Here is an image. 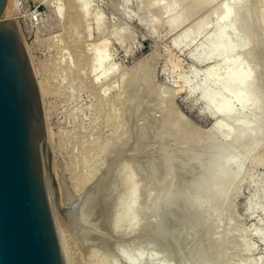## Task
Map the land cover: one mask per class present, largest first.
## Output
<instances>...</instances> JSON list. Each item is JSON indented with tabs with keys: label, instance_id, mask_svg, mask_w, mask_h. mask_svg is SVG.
<instances>
[{
	"label": "rangeland",
	"instance_id": "rangeland-1",
	"mask_svg": "<svg viewBox=\"0 0 264 264\" xmlns=\"http://www.w3.org/2000/svg\"><path fill=\"white\" fill-rule=\"evenodd\" d=\"M15 3L70 264H264V0ZM215 120L234 134L231 121L249 122L229 212L190 156L202 142L194 129ZM213 134L204 142L218 144ZM222 223L224 234L210 229Z\"/></svg>",
	"mask_w": 264,
	"mask_h": 264
},
{
	"label": "water",
	"instance_id": "water-1",
	"mask_svg": "<svg viewBox=\"0 0 264 264\" xmlns=\"http://www.w3.org/2000/svg\"><path fill=\"white\" fill-rule=\"evenodd\" d=\"M46 152L39 85L12 0H0V264H65Z\"/></svg>",
	"mask_w": 264,
	"mask_h": 264
},
{
	"label": "bare ground",
	"instance_id": "bare-ground-1",
	"mask_svg": "<svg viewBox=\"0 0 264 264\" xmlns=\"http://www.w3.org/2000/svg\"><path fill=\"white\" fill-rule=\"evenodd\" d=\"M76 2V0H75ZM176 3V2H175ZM12 4H13V8H14V13L16 12V8L17 6H15V0H12ZM17 5V4H16ZM59 5V4H58ZM60 7V6H59ZM58 9V8H57ZM81 9V8H80ZM61 9H59L60 11ZM57 12V11H56ZM61 13V11H60ZM16 15V14H15ZM18 16V15H17ZM16 17V16H15ZM19 18V16H18ZM16 18V23H17V29L21 35V38H22V41L24 43V46H25V49L29 55V49H28V46L26 44V39H25V36H23V32H22V27H21V21ZM223 18H226L229 19V16L228 14H225L223 15ZM95 21V20H94ZM103 47H104V42L100 43L97 48H96V52H101V49L103 50ZM30 59V62H31V65L33 66V68L35 69V66H34V63H33V60L31 61V58ZM95 68V67H94ZM108 72V71H107ZM209 73V72H208ZM227 84V83H226ZM227 86V85H226ZM245 86V85H244ZM241 88H245L243 86H241ZM234 98H235V101L236 103H238L239 106H242V108L244 107L245 108H252V107H249L248 104L246 103V101L242 100L239 98L238 94L237 93H234ZM249 109V110H250ZM254 109V108H253ZM230 110H231V107L228 103H225V104H222L220 105L219 107L217 106V112L218 113H221V114H224L225 116L229 115L230 113ZM236 111H234L235 113ZM252 112V111H251ZM228 117V116H227ZM232 117V115H231ZM234 117V116H233ZM223 121V120H222ZM227 122V121H226ZM184 123V122H183ZM231 124H234L236 128H240L239 130V133L238 134H234L233 133V130L232 129H228L226 126H222L217 120H215L211 127L208 129V130H198V129H194L196 130L197 132H202V135L201 137H203V139L200 137V140L202 141L201 144H198L193 147V150L192 154H190V156L192 155V159H193V162L195 164H192L194 165V169H195V172L200 175H204V178L206 177L207 179V184L208 186L211 184H214L215 188H213V190L210 189V193L211 195L209 194V191L207 192L211 198L213 199H210V200H213L214 201V204H216V208L218 207L219 208V211L220 209H222L220 212L226 210H230L232 205H231V198L233 196H236V187L238 186V184L240 183V178H241V173H242V169H243V166H242V163H239L240 161H237L236 159V154H237V147L238 146L237 144L241 143V142H244V139L248 136L246 132L247 129H248V126H249V122L248 123H244V122H239V121H231L230 122ZM251 124V123H250ZM258 127V125L256 126ZM191 128V127H190ZM192 128H194L192 126ZM238 130V129H237ZM215 132H221L223 134V136L219 139H217L216 137V141L218 140V144H212L210 145L208 142H204V140L207 138V136H209L210 134L214 135L213 133ZM47 134V133H46ZM47 136V135H46ZM211 137V136H210ZM219 137V136H218ZM199 140V141H200ZM208 140V139H207ZM206 140V141H207ZM211 140V139H210ZM48 138L46 137V143H48ZM214 141V140H213ZM215 142V141H214ZM216 143V142H215ZM250 144V143H249ZM251 149H253L254 147L250 144L249 146ZM228 158H235V167L234 165H231L230 163H228ZM190 160V159H189ZM192 162V163H193ZM244 164V163H243ZM187 165V164H185ZM189 165V164H188ZM190 166H191V163H190ZM189 168V167H188ZM190 168H193L190 167ZM189 168V169H190ZM187 169V168H186ZM193 169H191L190 171H192ZM188 172H190L189 170H185ZM194 171V170H193ZM195 172H190L189 174L191 175L190 177H192L193 173ZM182 175V174H181ZM189 176V175H188ZM195 178H198V182H201V186H204L203 185V182L205 180H202L200 176L199 177H194ZM188 180V179H186ZM195 179V181H197ZM179 181V180H178ZM182 181V180H181ZM180 181V182H181ZM190 181V179H189ZM193 181V180H192ZM187 182V181H186ZM190 183V182H189ZM192 183V182H191ZM186 184V183H185ZM179 186V185H178ZM206 186V185H205ZM207 187V186H206ZM47 189H48V183H47ZM186 191L188 189H185ZM185 191V192H186ZM203 191V190H201ZM200 189H199V192H201ZM189 192V191H188ZM204 192H206V190H204ZM204 192H201V194L203 193V195L205 196ZM51 193V192H50ZM234 193V194H233ZM191 194V191L190 193ZM200 195V193H197ZM206 194V195H208ZM48 195H49V189H48ZM185 195V194H184ZM188 195V194H186ZM195 196V195H194ZM197 196V195H196ZM195 196V197H196ZM186 197V196H185ZM189 197V196H188ZM206 197V196H205ZM208 197V196H207ZM206 197V198H207ZM187 198V197H186ZM194 198V197H193ZM204 198V197H203ZM49 199H50V196H49ZM185 199V198H184ZM197 199V197H196ZM209 200V199H208ZM212 201V202H213ZM202 202V201H201ZM204 202V201H203ZM206 202V201H205ZM204 202V204H205ZM208 202V201H207ZM211 202V203H212ZM50 203H51V200H50ZM183 203V202H182ZM207 204V203H206ZM209 204V203H208ZM213 204V203H212ZM211 204V205H212ZM183 205V204H182ZM52 207V205H51ZM192 208V207H190ZM209 208V207H208ZM216 210V209H215ZM53 211V209H52ZM229 212V211H227ZM210 213V212H209ZM215 215V214H214ZM215 216H218L217 214ZM54 217V215H53ZM56 219V218H55ZM54 219V222H55V226H56V230H57V235H58V238H59V243H60V246H61V251H62V255H63V259H64V263L65 264H70V260H69V254L67 253V250H66V243H65V236L64 233L60 230L61 228H59V224H57V220ZM57 221V222H56ZM213 223V222H212ZM202 225V224H201ZM226 223H222V224H217V226L215 225H212L213 227L210 228L212 230H214L215 232H221V233H225L226 231ZM209 227V226H208ZM206 228V226H203V229ZM207 229V228H206ZM204 229V230H206ZM227 232V231H226ZM220 233V234H221ZM226 237H228V234L226 233L225 234ZM67 237V236H66ZM225 238V237H224ZM229 238V237H228Z\"/></svg>",
	"mask_w": 264,
	"mask_h": 264
},
{
	"label": "built area",
	"instance_id": "built-area-1",
	"mask_svg": "<svg viewBox=\"0 0 264 264\" xmlns=\"http://www.w3.org/2000/svg\"><path fill=\"white\" fill-rule=\"evenodd\" d=\"M19 5L21 6V2L19 1ZM38 8H36L35 10H33V11H31V13L30 14H34V16H39L38 15V10H37ZM33 19L35 20V17H33ZM35 21H37V20H35Z\"/></svg>",
	"mask_w": 264,
	"mask_h": 264
}]
</instances>
